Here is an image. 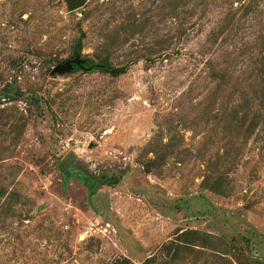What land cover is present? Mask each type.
<instances>
[{"label": "rangeland", "instance_id": "1", "mask_svg": "<svg viewBox=\"0 0 264 264\" xmlns=\"http://www.w3.org/2000/svg\"><path fill=\"white\" fill-rule=\"evenodd\" d=\"M82 1L0 0V264H264V0Z\"/></svg>", "mask_w": 264, "mask_h": 264}, {"label": "water", "instance_id": "2", "mask_svg": "<svg viewBox=\"0 0 264 264\" xmlns=\"http://www.w3.org/2000/svg\"><path fill=\"white\" fill-rule=\"evenodd\" d=\"M66 4H67V8L69 10L71 9H75L78 8L79 6L82 5L83 1L82 0H65ZM56 67H54L53 69H55ZM68 171L65 172V177H68Z\"/></svg>", "mask_w": 264, "mask_h": 264}, {"label": "trees", "instance_id": "3", "mask_svg": "<svg viewBox=\"0 0 264 264\" xmlns=\"http://www.w3.org/2000/svg\"><path fill=\"white\" fill-rule=\"evenodd\" d=\"M117 182V179L115 176H112L110 179H107L106 184L111 185Z\"/></svg>", "mask_w": 264, "mask_h": 264}, {"label": "flooded vegetation", "instance_id": "4", "mask_svg": "<svg viewBox=\"0 0 264 264\" xmlns=\"http://www.w3.org/2000/svg\"><path fill=\"white\" fill-rule=\"evenodd\" d=\"M72 173H70V175H71Z\"/></svg>", "mask_w": 264, "mask_h": 264}]
</instances>
